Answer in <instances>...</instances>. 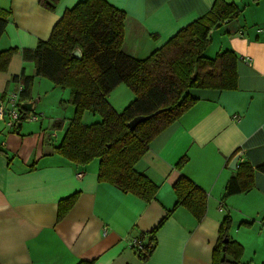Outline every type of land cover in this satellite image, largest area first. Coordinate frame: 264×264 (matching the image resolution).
<instances>
[{
	"label": "crops",
	"instance_id": "0c3cea01",
	"mask_svg": "<svg viewBox=\"0 0 264 264\" xmlns=\"http://www.w3.org/2000/svg\"><path fill=\"white\" fill-rule=\"evenodd\" d=\"M83 1L58 0L54 11H47L39 0H0V9L11 13L0 52L18 50L7 71L0 72V101L22 86L14 81L21 74L33 77L31 101L40 96L33 85L41 78L20 52L46 41L64 12ZM104 1L126 14L121 51L142 60L207 14L215 0ZM223 1L243 11L236 21L211 32L205 56L234 54L237 89L197 90L200 95L193 97L198 103L153 139L134 165L157 186L152 201L98 181L99 160L81 167L54 153L73 117L72 105L65 106L67 113L46 119L42 109L34 112L36 103L26 113L37 121L25 120L16 131L0 122V264H212L219 226L227 215V240L242 249L238 264L264 262V173L257 170L264 165V0ZM44 82L37 85L49 89ZM120 86L108 97L117 113L128 106L123 107L120 94L110 99ZM100 121V116L84 112L83 125ZM236 155L237 167L245 162L253 168V186L223 198L237 169L230 168ZM184 156V167L176 169ZM181 175L207 193L205 217L198 222L184 207L175 209L157 229L155 247L142 261L129 243L144 244V236L166 218ZM71 196L74 204L58 220L59 201ZM226 260L233 261L229 256Z\"/></svg>",
	"mask_w": 264,
	"mask_h": 264
},
{
	"label": "trees",
	"instance_id": "16d2710c",
	"mask_svg": "<svg viewBox=\"0 0 264 264\" xmlns=\"http://www.w3.org/2000/svg\"><path fill=\"white\" fill-rule=\"evenodd\" d=\"M57 1L39 0V4L47 11H54ZM242 11L236 5L215 0L207 14L177 32L147 58L139 60L121 51L124 12L104 0H86L66 10L46 41L38 42L32 50L20 52L22 61L34 65L35 77L45 78L57 88L70 90L74 114L54 153L81 167L99 160L98 181L115 186L120 192L131 194L145 203L152 201L157 186L138 174L134 165L154 138L198 103V99L191 95L192 90L222 92L237 89L234 54L224 51L208 59L205 52L210 44L207 40L210 29L217 23L223 25L227 20L236 21ZM10 16V11L0 9V39ZM76 49L81 52V59L73 55ZM17 52L16 48L0 52V72L7 71ZM14 81L22 84L20 100L31 101L33 77L21 74ZM122 84L131 91L134 100L122 113H117L108 97ZM86 111L100 116L101 121L83 125L82 116ZM138 116L147 119L130 130L128 122ZM187 160L186 156L182 157L176 169L181 170ZM257 170L264 173V165L258 166ZM253 172L248 163L239 164L224 188L223 198L250 191ZM178 178L172 188L175 205L167 212L166 218L144 236L147 238L142 252H136L142 261L147 260L155 247L157 229L175 209L184 207L198 222L205 217V190L187 177L181 175ZM74 202L75 196L59 201L58 220ZM230 222L227 215L219 226L212 264L239 263L241 246L227 240ZM227 256L233 261H227Z\"/></svg>",
	"mask_w": 264,
	"mask_h": 264
},
{
	"label": "rangeland",
	"instance_id": "374dc122",
	"mask_svg": "<svg viewBox=\"0 0 264 264\" xmlns=\"http://www.w3.org/2000/svg\"><path fill=\"white\" fill-rule=\"evenodd\" d=\"M38 80H43V82L45 81L44 82L45 84H50V88L49 89L46 88L45 85L38 86L37 85ZM33 86H34V91L36 89V91L40 93V96L41 97L43 96L41 101L37 102L36 109H35L36 111H34L35 113H38V110L42 109L43 115L46 119L50 117H59L61 114L67 113L65 106L71 105L70 103L71 93L69 89H62L61 87L57 88L52 82H50L49 80L45 78L37 79L35 85ZM45 92H50V93L47 96H45ZM130 92L131 91L129 89H127L124 85H122L118 88L117 92L113 93V95L111 96L112 98L110 99L113 100V97L116 96V93L117 95L120 94L119 100L123 103L124 105L123 107H126L134 99L133 94H131ZM199 93L200 92H198L197 90L191 91L192 96H199L200 95ZM40 96H37L34 100H36L37 98L39 99ZM94 116L98 117L97 115H94Z\"/></svg>",
	"mask_w": 264,
	"mask_h": 264
},
{
	"label": "built area",
	"instance_id": "2783aa9c",
	"mask_svg": "<svg viewBox=\"0 0 264 264\" xmlns=\"http://www.w3.org/2000/svg\"><path fill=\"white\" fill-rule=\"evenodd\" d=\"M21 91L22 86H19L16 93H12L0 101V122L10 131L18 130L25 120L37 121L38 119L34 114H26V111L21 107L23 105V101L20 100ZM129 245L135 252H142L144 246L138 240H132Z\"/></svg>",
	"mask_w": 264,
	"mask_h": 264
},
{
	"label": "water",
	"instance_id": "95a60500",
	"mask_svg": "<svg viewBox=\"0 0 264 264\" xmlns=\"http://www.w3.org/2000/svg\"><path fill=\"white\" fill-rule=\"evenodd\" d=\"M225 22H228L225 21ZM222 24L221 23H217L216 25H214L212 27V29H210L209 33H208V38L207 40L210 41V37H211V32L219 27H221ZM73 55L77 58V59H81V52L79 50H75L73 52ZM38 102V100H34V101H31V102H26L24 103L21 107L25 110V111H28V112H32L34 110V106L35 104ZM147 118L146 117H143V116H138L136 117L135 119L131 120L130 122H128L127 126L128 128H130V130H134L135 127L137 126V124H139L140 122L142 121H145ZM239 155H236L230 162V168L232 170H235L237 168V164H238V160H239Z\"/></svg>",
	"mask_w": 264,
	"mask_h": 264
}]
</instances>
